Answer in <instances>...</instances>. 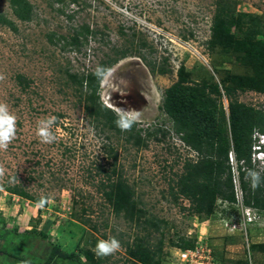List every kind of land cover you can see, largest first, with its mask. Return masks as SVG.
Masks as SVG:
<instances>
[{
    "label": "rangeland",
    "instance_id": "374dc122",
    "mask_svg": "<svg viewBox=\"0 0 264 264\" xmlns=\"http://www.w3.org/2000/svg\"><path fill=\"white\" fill-rule=\"evenodd\" d=\"M29 1L35 16L22 22L13 15L9 0H0V16L14 21L17 28L14 31L0 23V74L4 76L0 102L17 118L14 140L6 151H0L4 169L0 212L6 220L5 230L36 228L47 234V241L76 252L82 262L83 250L96 255L97 242L114 237L120 248L101 257L106 264H132L126 247L135 246L138 240L155 250L162 242V264H186L179 260L176 247L182 238L196 241L195 247L204 252L201 264H264V251L254 249L264 244V211L243 204L236 160L231 162L235 205L218 203L217 212L206 219L188 209L189 201L175 200L172 193L178 191L185 164L196 161L197 154L174 133L161 109L165 90L178 80L182 66L195 80L207 78L217 83L228 74H251L234 55L211 50L207 42L220 9L253 14L264 22V0ZM84 25L93 32L87 42L80 49H63ZM52 35L57 43H51ZM236 36L241 39L239 33ZM62 37L67 41L60 40ZM113 59L116 61L107 68L113 78L101 82L100 100L107 106L109 94L119 93L112 91L114 83L123 78L121 93L125 94L120 99L133 102L134 76L140 72L145 77L141 82L150 104L135 122L146 140L142 146L129 140L127 133L117 134L94 121L85 110L86 89L79 91L67 75L95 72ZM162 66L168 74L159 73ZM236 98L264 110V94L244 92ZM222 102L228 115L229 101L223 97ZM50 116L57 118L52 128L56 140L46 144L37 135V125ZM260 144L253 148V164L262 176L264 148ZM110 150L118 155L115 165ZM97 166L116 167L133 188L135 201L144 211L141 223L114 214L101 184L108 183V178L97 174ZM13 187L33 200L6 189ZM42 197L49 203L38 208ZM3 242L0 238V248ZM46 252V240L38 239L32 254L42 259Z\"/></svg>",
    "mask_w": 264,
    "mask_h": 264
},
{
    "label": "trees",
    "instance_id": "16d2710c",
    "mask_svg": "<svg viewBox=\"0 0 264 264\" xmlns=\"http://www.w3.org/2000/svg\"><path fill=\"white\" fill-rule=\"evenodd\" d=\"M9 4L17 20H33L34 6L29 0H9ZM0 23L17 31L15 22L5 16H0ZM237 33L241 36L239 40ZM92 34L89 26H82L71 40L60 38L67 41L63 49L70 46L80 49L87 42L88 35ZM54 38V35L50 36L51 43H57ZM207 45L211 50L220 49L234 55L240 65L251 70V74H228L217 83L207 78L195 80L183 66L179 68L178 80L165 90L161 109L172 122L174 133L197 154V160L186 162V172L177 182L178 191L172 195L175 200L182 197L189 201L191 206L188 209L206 219L217 212L218 203L235 205V175L230 161L233 155L243 193V204L263 212L264 174L261 176V185L256 189L250 186V180L246 177L248 170L258 171L253 164V148L258 142V135H264V110L240 102L236 96L244 92L264 94V22L259 16L245 12L235 14L222 8L212 21L211 37ZM121 54L123 55L122 52ZM115 61L104 62L101 66L108 68ZM94 73L67 74L79 91L86 89L87 114L117 134L127 133L128 139L133 140L135 145L145 144L142 130H136V123L130 131H121L116 126L117 114L100 100L102 80ZM159 73L165 75L169 71L162 66ZM18 79L21 83L24 82L23 76ZM223 97L229 101L228 115L223 106ZM109 153L115 165L118 155L112 150ZM96 168L98 175L103 173L108 178V183L101 184L105 199L114 214L122 216L127 222L141 223L144 211L135 201V191L118 174L116 167ZM6 189L12 194L33 200L32 196L18 187ZM145 223H150V220H145ZM152 225L159 227L157 223ZM5 227L6 220L0 212V238L4 240L0 248V264H9L10 261L13 264H106L103 258L87 249L82 252L85 259L82 262L76 252H68L61 245L47 241V234L36 228L19 232L18 228L7 231ZM40 238L46 240L47 246L42 259L32 254ZM195 244V240L186 241L182 238L176 247L188 250L194 249ZM254 249L264 251V244L254 246ZM161 252L162 242L156 250L142 240H138L133 247H126L132 264H162Z\"/></svg>",
    "mask_w": 264,
    "mask_h": 264
},
{
    "label": "clouds",
    "instance_id": "9594fccd",
    "mask_svg": "<svg viewBox=\"0 0 264 264\" xmlns=\"http://www.w3.org/2000/svg\"><path fill=\"white\" fill-rule=\"evenodd\" d=\"M95 76L102 81H111L113 78V73L111 69H107L103 66H98L95 71ZM4 79V76L0 74V80ZM125 80L120 78L118 83H114L112 91L121 93V88L124 85ZM111 96L109 94V101ZM111 103V102H110ZM112 104V103H111ZM117 119L115 121L116 126L121 131H130L134 125V123L140 118V111L134 109H122L119 107H115L113 104ZM57 118L55 116H50L48 118L42 119L38 122L37 125V135L39 136L42 143L50 144L55 142L56 135L52 131L54 124L56 123ZM16 116L10 111L9 106L0 102V151H6L9 145L12 143L16 136ZM258 142H261L260 148H264V135H258ZM257 147V149H259ZM231 161V157H230ZM4 175V169L0 166V177ZM247 179L250 180V186L253 189L258 188L262 183L261 173L256 170H248ZM49 203V199L47 197H42L37 202L38 208H43L45 205ZM120 248V242L112 237L109 239H102L97 242L95 246V253L98 257H105L108 255H112L117 252Z\"/></svg>",
    "mask_w": 264,
    "mask_h": 264
},
{
    "label": "water",
    "instance_id": "95a60500",
    "mask_svg": "<svg viewBox=\"0 0 264 264\" xmlns=\"http://www.w3.org/2000/svg\"><path fill=\"white\" fill-rule=\"evenodd\" d=\"M144 71L146 72V70L142 69V74L144 73ZM147 75V72L145 73V76ZM144 76L140 74V72L138 73V75H135L134 76V81L136 83V88L134 90V97L133 98V102H130V98L124 100V99H120V93L117 94V96L115 95L114 97L111 96V99L109 101V98L107 99L108 100V103L106 104L108 108L112 109L113 111H115L114 107L112 106V104L115 106V107H119V108H122V109H125V110H128V109H134V110H137V111H140V118L141 119L143 116H144V112L145 110L147 109V106L149 103V99L146 97L145 93H144V89L146 90V88L144 87V84L141 82L144 80ZM125 97V96H124ZM112 104H111V103ZM116 112V111H115Z\"/></svg>",
    "mask_w": 264,
    "mask_h": 264
},
{
    "label": "built area",
    "instance_id": "2783aa9c",
    "mask_svg": "<svg viewBox=\"0 0 264 264\" xmlns=\"http://www.w3.org/2000/svg\"><path fill=\"white\" fill-rule=\"evenodd\" d=\"M232 161H235L233 156H231V162ZM201 253L203 254L204 252L196 246L194 249H180L178 252V257L180 261L186 264H201L199 261L203 257Z\"/></svg>",
    "mask_w": 264,
    "mask_h": 264
}]
</instances>
